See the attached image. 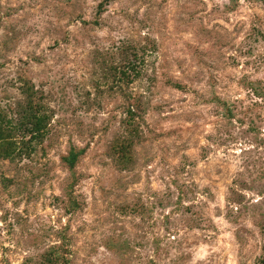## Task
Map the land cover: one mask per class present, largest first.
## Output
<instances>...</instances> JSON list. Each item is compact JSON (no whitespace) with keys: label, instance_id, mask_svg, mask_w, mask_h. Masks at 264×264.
I'll use <instances>...</instances> for the list:
<instances>
[{"label":"rangeland","instance_id":"374dc122","mask_svg":"<svg viewBox=\"0 0 264 264\" xmlns=\"http://www.w3.org/2000/svg\"><path fill=\"white\" fill-rule=\"evenodd\" d=\"M101 1L0 0V118L49 115L0 156V264H264V0Z\"/></svg>","mask_w":264,"mask_h":264},{"label":"trees","instance_id":"16d2710c","mask_svg":"<svg viewBox=\"0 0 264 264\" xmlns=\"http://www.w3.org/2000/svg\"><path fill=\"white\" fill-rule=\"evenodd\" d=\"M108 0H102L97 4L96 13L99 14L103 10V6ZM136 56L133 53V59L124 60L123 64L117 66L119 69L118 79L130 80L129 71L132 70L136 75ZM115 69V68H114ZM24 93V99L18 110V118L15 122L8 120L3 121L0 118V156L13 158L20 153H28L33 148V143H41L47 134V125L49 115L41 102L36 101L35 92L30 86H25L21 89ZM132 139L123 137L114 141L112 145V155L116 158V163L120 168H125L130 164ZM84 148H76L73 145L60 155L61 163L70 172L68 185L66 190L75 182L74 168L79 157L84 153ZM68 197L70 193H67ZM62 247H49L37 262L31 261L29 258L23 260L22 264H68V259L63 253Z\"/></svg>","mask_w":264,"mask_h":264}]
</instances>
